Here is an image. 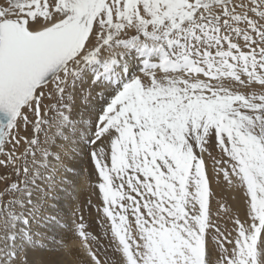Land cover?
Here are the masks:
<instances>
[{"label": "snow or ice", "instance_id": "1", "mask_svg": "<svg viewBox=\"0 0 264 264\" xmlns=\"http://www.w3.org/2000/svg\"><path fill=\"white\" fill-rule=\"evenodd\" d=\"M0 264H264V0H0Z\"/></svg>", "mask_w": 264, "mask_h": 264}, {"label": "rangeland", "instance_id": "2", "mask_svg": "<svg viewBox=\"0 0 264 264\" xmlns=\"http://www.w3.org/2000/svg\"><path fill=\"white\" fill-rule=\"evenodd\" d=\"M85 167H89L90 168V165L86 164ZM85 188H86V190L83 191V192H85V194H82L81 200H82V202H84L86 204V207H87V210L88 211H87V214L85 215V213H84V215L86 217L85 218L86 219V222L88 223V221L90 220L89 221V224H91L94 227V225L96 224V219H97V217H96V211H95V207L94 206L97 205L99 203V201L97 200L96 195L93 194V190L92 189H88L87 187H85ZM87 190H89V191H87ZM86 191H87V193H86ZM88 199H91L92 200V205L93 206H87V200ZM93 223H94V225H93ZM97 227H98V225L96 224L94 228H97Z\"/></svg>", "mask_w": 264, "mask_h": 264}, {"label": "bare ground", "instance_id": "3", "mask_svg": "<svg viewBox=\"0 0 264 264\" xmlns=\"http://www.w3.org/2000/svg\"><path fill=\"white\" fill-rule=\"evenodd\" d=\"M86 166V165H85ZM89 189V188H88ZM86 190V188H84V191ZM87 191H89V190H87ZM87 191H86V193H87ZM92 193V192H91ZM83 194H85V192H83ZM82 196V195H81ZM86 205V204H85ZM89 209V208H88ZM91 209V208H90ZM87 207L85 206V208H84V213H85V215L87 214ZM91 217V216H90ZM86 218V217H85ZM90 221V220H89ZM89 221H88V223H89ZM92 223V222H91ZM93 225H94V223H93ZM96 225V224H95ZM95 225H94V227H95Z\"/></svg>", "mask_w": 264, "mask_h": 264}]
</instances>
